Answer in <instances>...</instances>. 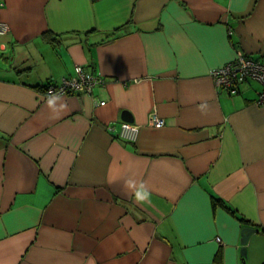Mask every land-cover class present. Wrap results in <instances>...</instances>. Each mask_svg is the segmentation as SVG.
<instances>
[{"label": "crops", "instance_id": "obj_1", "mask_svg": "<svg viewBox=\"0 0 264 264\" xmlns=\"http://www.w3.org/2000/svg\"><path fill=\"white\" fill-rule=\"evenodd\" d=\"M0 22V264H264L261 86L210 76L264 60V0H0ZM76 66L90 93L36 88Z\"/></svg>", "mask_w": 264, "mask_h": 264}, {"label": "built area", "instance_id": "obj_2", "mask_svg": "<svg viewBox=\"0 0 264 264\" xmlns=\"http://www.w3.org/2000/svg\"><path fill=\"white\" fill-rule=\"evenodd\" d=\"M7 25L0 22V35L5 34ZM216 86L234 95L238 92L240 84L246 81H254L261 86L258 103H264V60L253 58L238 53L235 59L221 67L210 71ZM101 83V77L89 72L83 66H76L74 74L63 78L59 84L50 83L42 92L45 96L50 95H72L81 93H90L95 85ZM103 105L104 102H100ZM160 125L157 127V125ZM148 125L154 128H160L164 121L152 114L149 116ZM139 133V127L129 123H121L118 131V137L126 142H135Z\"/></svg>", "mask_w": 264, "mask_h": 264}, {"label": "water", "instance_id": "obj_3", "mask_svg": "<svg viewBox=\"0 0 264 264\" xmlns=\"http://www.w3.org/2000/svg\"><path fill=\"white\" fill-rule=\"evenodd\" d=\"M122 120L124 121V123H132L133 122V119H132V117L128 111H124L122 113ZM255 231H256V229H253V228H248V227L243 228L242 233H241V235H242L241 243L243 245H245L247 240H248V237L251 235V233H253ZM241 254L243 256L245 255V249L241 250Z\"/></svg>", "mask_w": 264, "mask_h": 264}, {"label": "clouds", "instance_id": "obj_4", "mask_svg": "<svg viewBox=\"0 0 264 264\" xmlns=\"http://www.w3.org/2000/svg\"><path fill=\"white\" fill-rule=\"evenodd\" d=\"M48 107H51V103H48ZM65 107L64 105L61 106V108ZM160 125L158 124L157 127H159ZM132 185H129V187H131ZM136 199L137 201H145L147 199L150 198V193L144 188L143 185L140 186V188L136 191Z\"/></svg>", "mask_w": 264, "mask_h": 264}, {"label": "trees", "instance_id": "obj_5", "mask_svg": "<svg viewBox=\"0 0 264 264\" xmlns=\"http://www.w3.org/2000/svg\"><path fill=\"white\" fill-rule=\"evenodd\" d=\"M83 68H84V67H83ZM49 84H50V82H46V83H44V84H41V85L36 86V88H37L38 90L43 91L44 89L47 88V86H48ZM215 201H216V199H214V204H215Z\"/></svg>", "mask_w": 264, "mask_h": 264}]
</instances>
